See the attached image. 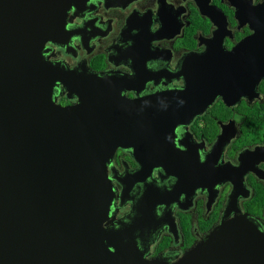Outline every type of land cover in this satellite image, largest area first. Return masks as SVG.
I'll list each match as a JSON object with an SVG mask.
<instances>
[{
    "label": "water",
    "instance_id": "obj_1",
    "mask_svg": "<svg viewBox=\"0 0 264 264\" xmlns=\"http://www.w3.org/2000/svg\"><path fill=\"white\" fill-rule=\"evenodd\" d=\"M127 2L122 6L136 5L135 0ZM72 3L84 6L83 0H0V264H146L134 241L145 219L136 218L119 231L101 227L112 196L104 162L116 144H134L142 171L146 161L172 171L170 158L179 153L165 135L176 121L190 117V122L202 114L216 94L232 95L227 89L234 73L244 70L241 46L193 55L185 61L188 104L168 112L149 108L137 117L118 90L142 88L152 78L146 59L135 60L134 78L108 84L65 72L42 58L46 39H68L64 21ZM147 15L133 13L128 20L124 37L133 39L134 46L140 42V28L142 34L146 31L144 45L153 39ZM133 28L139 29L137 35H131ZM160 31L157 37H162ZM129 53L121 52V57ZM57 78L80 93L79 106L60 108L50 102ZM230 204L224 223L178 264H264V234ZM232 211L237 215L229 220ZM105 240L116 245L115 254Z\"/></svg>",
    "mask_w": 264,
    "mask_h": 264
},
{
    "label": "clouds",
    "instance_id": "obj_2",
    "mask_svg": "<svg viewBox=\"0 0 264 264\" xmlns=\"http://www.w3.org/2000/svg\"><path fill=\"white\" fill-rule=\"evenodd\" d=\"M223 2L233 9L237 19V23L233 25L225 15L226 23L224 27L227 33L225 36H231L235 39L236 32L244 31L245 27L250 28V32L246 34L245 38L236 41L231 48L225 46L223 38L222 47L225 51L231 52L246 38L255 35L256 28L252 27V20L241 23L237 16V5L233 3V0H223ZM106 3H108V0H83L84 6L82 8L78 7L76 3L70 4L66 9L64 21V30L70 33L68 39L66 42H58L51 38L46 39L41 49L42 58L53 67L59 66L65 72L92 75L96 79L108 84H113L115 78H134L136 76L135 59L132 55L121 57V52H127L131 49L135 41L131 38L125 39L124 31L133 13L141 16L151 13L149 31L153 34V39L150 41V48L153 51L166 52L167 55L148 57L144 62V67L148 72L154 74L153 77L146 79L142 88H120L118 95L124 101L129 102L134 107L136 116L141 118L149 108H154L159 112H168L170 109H183L188 104L187 97L183 95L188 87V80L184 74L185 58L191 54H204L207 51V44L201 42V37L207 40L214 39L219 30V25L214 22L210 34L207 36L201 34L199 37L200 47L183 50L175 54L177 58L174 60V54L163 43L166 37H157L155 35L162 28V21L159 17L161 0H135L136 7L134 9L122 6L127 3V0L125 3L113 0L112 6L109 7H105ZM164 3L171 6L174 10L179 11L183 9V11L179 12L178 16L181 24L183 17L191 12L192 5L200 7L198 0H164ZM208 3L210 6H215L214 0H208ZM250 6L252 8L264 6V0H250ZM108 20H111L114 26L113 31L107 35H102V32L107 30L106 22ZM138 32L139 29L133 28L131 35H137ZM86 34L87 47L84 42ZM89 48L92 49L93 54L100 51L105 53L107 67L104 70L97 71L92 66V55L88 52ZM73 52H75V55H73ZM161 73H166L167 75H160ZM57 85L62 89V93L58 90ZM130 92H134L135 95H129ZM63 96L73 98V102L68 105L63 104L61 102ZM216 96H223V94L218 93ZM153 98L155 99L153 100ZM49 100L54 106L60 108H75L81 104V95L79 92L71 89L63 80L57 78L51 85ZM189 118L187 120L176 121L171 131L165 135V141L178 151L186 152L188 151V146L183 141L190 139L192 143L197 145L198 162L205 164L208 162V157L214 152L216 145L210 144L206 138H197L189 127ZM258 149H264V143L245 147L234 160H225L220 153L212 167L219 168L224 165H231L233 168H240L242 154L246 151L254 153ZM117 159H119V164L115 163ZM104 166L106 179L110 182L112 193L107 207L106 218L101 223V227L105 231H119L125 225H132L135 222L136 218L140 215L137 205L143 199L148 185H153L162 191L173 192L180 180L177 174L168 172L163 164H154L150 174L146 175L143 179H137L130 188H127V196H125L124 193L127 186L123 182L124 178L136 175L144 167L142 161L136 155V146L134 144H116L110 150V155L105 160ZM262 166H264V159L256 163L257 169H260ZM250 170L252 169L247 171ZM231 182V179H225L215 182L211 187L198 185L194 188L191 195L203 192L211 197V194L215 192V199L224 190L225 185ZM186 196H189V193L181 191L173 200L155 203L153 215L158 223L151 228H138L136 230L134 234L135 246L146 264H151L153 260L158 258L163 261V264H178L190 249L196 244L207 240L212 231L224 223L225 213L228 209L231 196L225 203L221 218L210 230L201 231L198 226L194 228L196 243L193 247L185 249L173 244L162 251L158 250L157 241L167 228V219L165 217L171 215L174 206H177ZM237 207L239 214L245 215L246 219L255 225L256 230L260 234H264V217H258L245 212L238 200ZM236 215L237 212L232 211L228 213L227 218L231 220ZM104 243L107 245V250L110 253H116L117 248L115 244L108 243L107 240Z\"/></svg>",
    "mask_w": 264,
    "mask_h": 264
},
{
    "label": "flooded vegetation",
    "instance_id": "obj_3",
    "mask_svg": "<svg viewBox=\"0 0 264 264\" xmlns=\"http://www.w3.org/2000/svg\"><path fill=\"white\" fill-rule=\"evenodd\" d=\"M198 3L200 7L192 5L191 12L183 17L181 24L178 16L183 9L174 10L164 3V0H161L159 10H161L162 29L160 34L162 37H166L163 43L174 54V60L177 58L175 54L200 47L199 37L201 34L204 36L210 34L214 22L219 25L215 38L207 40L201 37V42L207 44V51L209 49H224L222 47L223 38L225 46L231 48L236 41L243 40L250 32V28L245 27L244 31L235 33V39L225 36L227 34L224 27L226 16L233 25L237 23L233 9L223 0H214L215 6L221 10L210 6L208 0H198ZM233 3L237 5V16L241 23L252 20V27L256 28L255 35L246 38L234 48L241 46L240 60L244 70L234 73L236 77L232 79L233 83L227 89L232 95L217 96L202 114L195 116L189 122V127L197 138H206L210 144H215L216 148L208 157V162L200 164L197 158V145L190 139L184 140L183 143L187 144L188 151H175L179 155L176 154L170 158L169 162L173 168L168 172L175 171L180 177L175 190L167 192L148 185L143 197L146 200L142 199L137 205L140 211L137 218L145 219L144 229H147L158 223L153 215L155 203L173 200L181 191L189 193V196L178 203L179 205L174 206L171 215L165 217L167 228L157 241L160 251L173 244L185 249L194 246L196 243L194 228L198 226L201 231L210 230L221 218L225 203L230 196V205L234 209H238V200L245 212L264 217V166L260 169L256 168L257 161L264 159V149H258L254 153L244 152L241 156L240 168H233L231 165L212 167L220 153L223 159L234 160L245 147L264 143V79H261L264 78V6L252 8L250 0H233ZM135 7L136 5L130 4L126 8L134 9ZM150 17L151 13H148L147 18L150 19ZM134 18L136 19V17ZM106 23L107 30L102 34L113 31L114 26L111 20ZM128 36L131 37L130 34ZM85 37L87 38V34ZM145 37L146 31L142 34L140 28V42L130 49L128 55H132L135 60L167 55L166 52L151 50L150 43L144 45ZM84 42L87 47V40ZM88 52L92 55V66L97 71H102L107 67V58L104 52L93 54L90 48ZM193 55L199 54L188 55L185 61L190 60ZM186 62L184 71H186ZM184 74L187 79L190 77L189 73L184 72ZM160 75L167 74L161 73ZM157 78L159 77L157 76ZM129 95L134 96L135 93L130 92ZM61 102L68 105L73 102V99L63 96ZM115 163L119 164V159ZM151 169L152 165L146 161L144 171L124 178L123 182L127 186L125 196H127V188H130L137 179H143L150 174ZM249 169L252 170L247 171ZM225 179H231L232 182L225 185L224 190L215 199V192L211 194L212 198L203 192L191 195L198 185L211 187L215 182ZM142 211L146 213L142 214Z\"/></svg>",
    "mask_w": 264,
    "mask_h": 264
}]
</instances>
